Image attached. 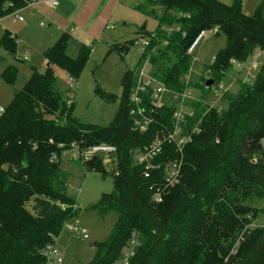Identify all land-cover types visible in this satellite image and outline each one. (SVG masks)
<instances>
[{
  "label": "trees",
  "instance_id": "16d2710c",
  "mask_svg": "<svg viewBox=\"0 0 264 264\" xmlns=\"http://www.w3.org/2000/svg\"><path fill=\"white\" fill-rule=\"evenodd\" d=\"M25 5L24 0H0V17ZM134 8L155 22L153 30H147L144 23L135 27V33L154 36L134 69L124 73L119 109L110 124L99 126L76 118L73 102L64 99L50 67L43 72L31 68L27 81L4 107L0 115V264L46 262L43 249L54 244L63 222L78 212L66 194L61 154L72 144L86 148L96 143L116 148L109 170L99 157L79 161L80 165L84 171L110 174L113 189L103 192L90 209L98 214L114 212L116 219L110 236L95 243L92 259L81 264H112L128 249L133 254L127 264H256L257 258L264 262V227L250 228L252 220L236 203L237 195L254 202L264 192V152L260 151L264 140V0L252 14L242 11L241 0L232 4L145 0ZM212 29L226 37L225 47L204 66L208 74L200 83L183 82L191 65L187 49L201 30ZM134 40L125 41V49L122 43L112 48L126 52ZM66 44L67 37L60 35L45 50V57L76 78L91 48L82 45L73 58L66 53ZM0 48L15 55V39L8 32L1 36ZM256 49L261 61L252 84L241 83L234 96L223 90L220 108L205 109L200 99L188 103L193 114L186 116L184 131L197 126L199 132L192 133L183 146L178 182L166 186L162 169L149 170L145 177L144 167L132 162V152L146 146L156 133L161 135V130L172 131L176 106L166 102L150 113L155 121L147 132L133 129L129 94L142 59L150 55L151 74L165 88L182 92L195 86L205 97L233 63L245 62ZM15 75V66L9 65L0 78L12 83ZM207 78L213 79L210 88L204 87ZM95 93L106 101L116 99L99 89ZM173 145L164 143L155 162L179 158ZM162 187V200L152 201L153 190ZM230 237L232 241L226 239Z\"/></svg>",
  "mask_w": 264,
  "mask_h": 264
},
{
  "label": "rangeland",
  "instance_id": "374dc122",
  "mask_svg": "<svg viewBox=\"0 0 264 264\" xmlns=\"http://www.w3.org/2000/svg\"><path fill=\"white\" fill-rule=\"evenodd\" d=\"M143 1L145 0H90L72 24L65 19L70 8L65 4L66 6L62 9L61 2L58 3L59 6L50 5L43 8L42 3L35 6L25 5L0 17V38L4 32H8L15 39L14 56L0 48V73L9 65H14L16 68L12 83H5L0 78V106L4 108L8 105L14 92L27 81L31 68L43 72L50 67L56 76V83L64 99L73 102L72 114L76 118L83 123L99 126L110 124L119 109V98L123 92V75L127 70L134 68L144 48L142 42L137 40L126 52L122 53L113 49L110 44L121 38L132 37L136 32L132 25L145 23L147 30L153 29L155 22L134 8ZM219 1L232 4L234 0ZM260 1L241 0L242 11L252 14ZM41 22L44 26L40 25ZM122 22L126 24L122 25ZM105 25L113 28L107 30L104 28ZM70 28L76 29V35L83 34L82 37L88 43L86 45L91 48L76 78L69 76L60 66L50 64L45 57L47 46L58 35L67 37L66 53L73 58L78 55L83 45L81 37L78 39L70 36L67 32ZM215 33L206 32L194 47L191 53L190 69L183 78V82H192L195 85L207 76L208 73L204 66L212 63L217 51L226 45V37L223 34L215 36ZM127 45V42L121 44L124 49ZM260 61L261 53L256 49L245 62L233 63L231 69L218 83L219 85L213 87L205 97L195 86L188 88L190 96L193 99H200L205 109L215 106L220 108L218 99L221 92L226 89L228 95L234 96L241 83L252 84L254 76L259 72ZM95 89L113 95L116 98L115 101L104 100L95 93ZM260 146L262 147L260 151L264 152V140L260 142ZM73 154V149L62 152L60 169L66 174V194L73 200L78 212L76 217L63 222L54 239V247L61 262L55 263L53 259H46L44 264L89 262L95 251L93 245L110 236L116 219L114 212L98 214L90 209L97 203L103 192L112 191L113 184L110 174L103 176L94 170L84 171ZM101 160L104 167L109 170L110 159L101 157ZM237 197H239V202L237 200L236 203L240 205L238 208L247 213V219L252 220L249 227H264V192L254 202L246 201L242 194ZM253 198L254 196L249 197L250 200ZM28 208H30L29 204ZM81 229L85 232L81 233ZM226 239L232 241L231 237ZM234 245L236 246L237 243ZM120 262L121 259L112 264ZM255 263L264 264L258 258Z\"/></svg>",
  "mask_w": 264,
  "mask_h": 264
},
{
  "label": "built area",
  "instance_id": "2783aa9c",
  "mask_svg": "<svg viewBox=\"0 0 264 264\" xmlns=\"http://www.w3.org/2000/svg\"><path fill=\"white\" fill-rule=\"evenodd\" d=\"M24 1L26 5L29 6H34L37 2V0ZM44 1L52 6H56L58 5L59 0ZM18 19L22 20L21 17H18ZM40 25H42V22ZM106 28L110 29L112 26L106 25ZM168 30H171V28ZM206 32H215V29L201 30L187 49L188 54L191 55L194 47L206 34ZM152 36L154 35L152 34L150 37ZM150 37L141 36L139 38L144 48L140 53L137 62L149 48ZM24 59L26 58L24 57ZM149 59L150 55L148 54L142 59L141 64L135 69V81L129 94V114L132 120V127L139 133L147 132L151 123L155 121L150 113H153L156 109L161 108L164 104H166V102L175 103L176 108L173 113L175 120L172 131L169 132L161 130V135L156 133L146 146L134 149L132 152V162L136 165H142L144 167L143 175L145 177L149 176V170L162 169L161 172L165 178L164 183L166 186H172L178 182L180 177L182 164L181 153L183 146L191 140L192 133L199 132V128H197V126L191 128L190 132L184 131V126L187 123L186 116L190 117L193 114L191 107L188 106V103L196 99H193L190 96V91L188 89H185L182 92H176L165 88V86L151 74L152 67ZM3 110L4 108L0 106V115ZM164 143H173V147L175 146L174 149L180 153V157L177 159H170L163 163L155 162L154 158L162 152V146ZM71 149L74 150L73 157L80 162L94 157H107L110 159V157L116 152L115 146L108 143H96L86 148H79L77 145L72 144ZM50 158L51 160H55L56 155L51 153ZM163 193H165V187L153 190L151 194L152 201L156 203L160 202L162 200ZM84 232L85 230L81 229V233ZM134 245L135 242H131V246ZM132 254V249L126 250L119 264H127L128 258ZM42 255L46 259H53L55 263L61 262V258L58 255L54 244L46 246L42 251Z\"/></svg>",
  "mask_w": 264,
  "mask_h": 264
},
{
  "label": "crops",
  "instance_id": "0c3cea01",
  "mask_svg": "<svg viewBox=\"0 0 264 264\" xmlns=\"http://www.w3.org/2000/svg\"><path fill=\"white\" fill-rule=\"evenodd\" d=\"M90 0H59L58 1V3L59 2H61V4H62V9H64V7L66 6V5H68V7L70 8V10L66 13V16H65V19L67 20V22L69 23V24H72V21H74L75 20V18L78 16V14L83 10V8L86 6V4L89 2ZM42 3V8L43 7H46V6H50V4H48L47 2H45L44 0H37V2H36V4L35 5H38V4H41ZM66 4V5H65ZM34 5V6H35ZM52 6V5H51ZM56 6H59V5H56ZM126 24V22H122V25H125ZM41 26H44V24L42 23V25ZM134 28L136 27V26H139V25H132ZM105 29H107V30H110V29H112V28H110V29H108V28H106V25H105V27H104ZM154 28V27H153ZM58 29V28H57ZM58 30H60V29H58ZM153 30V29H152ZM149 31H151V30H149ZM66 32V31H65ZM67 32H68V34H70V36H75L76 38H78L79 39V37H81L80 39H81V42H82V44L83 45H85V46H87L86 44H88V43H86L85 42V38L84 37H82V35L83 34H75V32H76V29L75 28H70L69 30H67ZM60 35H58L52 42H51V44L49 45V46H47V48L48 47H50L52 44H53V42L59 37ZM141 36H139L138 34H134L132 37H129L128 39H126V38H121L120 40H118V41H113L110 45H111V47H114L115 46V44H119V43H122V42H125V41H127V40H134L133 41V43L135 42V41H137V40H139V38H140ZM77 39V40H78ZM79 41V40H78ZM90 47V46H89ZM46 48V49H47ZM139 58V57H138ZM138 60V59H137ZM137 62V61H136ZM134 67H135V65H134ZM134 69V68H133Z\"/></svg>",
  "mask_w": 264,
  "mask_h": 264
},
{
  "label": "water",
  "instance_id": "95a60500",
  "mask_svg": "<svg viewBox=\"0 0 264 264\" xmlns=\"http://www.w3.org/2000/svg\"><path fill=\"white\" fill-rule=\"evenodd\" d=\"M215 36H218V33H215ZM49 66V64H47ZM213 85V79L207 78L204 82V87L205 88H210Z\"/></svg>",
  "mask_w": 264,
  "mask_h": 264
},
{
  "label": "bare ground",
  "instance_id": "6f19581e",
  "mask_svg": "<svg viewBox=\"0 0 264 264\" xmlns=\"http://www.w3.org/2000/svg\"><path fill=\"white\" fill-rule=\"evenodd\" d=\"M216 32V31H215Z\"/></svg>",
  "mask_w": 264,
  "mask_h": 264
}]
</instances>
